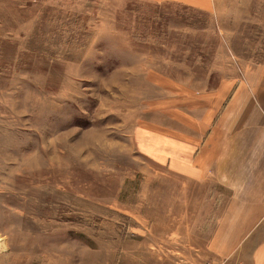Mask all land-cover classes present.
I'll use <instances>...</instances> for the list:
<instances>
[{
    "label": "rangeland",
    "instance_id": "obj_1",
    "mask_svg": "<svg viewBox=\"0 0 264 264\" xmlns=\"http://www.w3.org/2000/svg\"><path fill=\"white\" fill-rule=\"evenodd\" d=\"M210 3L0 0V264H139L209 235L204 183L142 142L203 130L222 82L264 66V0Z\"/></svg>",
    "mask_w": 264,
    "mask_h": 264
},
{
    "label": "crops",
    "instance_id": "obj_2",
    "mask_svg": "<svg viewBox=\"0 0 264 264\" xmlns=\"http://www.w3.org/2000/svg\"><path fill=\"white\" fill-rule=\"evenodd\" d=\"M144 1L184 2L210 10L215 8L210 2H216ZM222 83L220 99L213 102L212 94L204 121L194 124L203 130L186 135L157 129L142 142L159 165L204 183L210 233L200 243L184 235L156 240L147 245L139 264H264V66L248 68L233 84Z\"/></svg>",
    "mask_w": 264,
    "mask_h": 264
}]
</instances>
